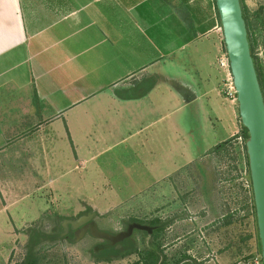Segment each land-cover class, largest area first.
I'll return each mask as SVG.
<instances>
[{
	"label": "crops",
	"instance_id": "crops-1",
	"mask_svg": "<svg viewBox=\"0 0 264 264\" xmlns=\"http://www.w3.org/2000/svg\"><path fill=\"white\" fill-rule=\"evenodd\" d=\"M219 24L215 0H0L1 153L18 149L15 156L28 155L36 170L45 165L41 171L62 179L74 172L67 171L71 159L87 161L97 126L116 132L122 120H146L131 135L147 130L150 163L168 158L171 143L194 169L187 194L196 205L185 225L193 238L185 247L171 234L181 222L163 219L167 226L157 240L165 264L181 257L191 264H238L235 247L250 233L241 178L229 171L227 155L212 162L207 155L241 129L237 104L221 89ZM124 85L135 92L123 93ZM96 107L104 126L93 117ZM78 108L82 117L73 112ZM66 112L72 118L55 123ZM75 128L84 133L77 140ZM6 189L0 178V209L22 206V198L7 202ZM165 192L152 193L153 199ZM168 207L161 203L153 214ZM108 256L97 264H122L123 258Z\"/></svg>",
	"mask_w": 264,
	"mask_h": 264
},
{
	"label": "rangeland",
	"instance_id": "rangeland-1",
	"mask_svg": "<svg viewBox=\"0 0 264 264\" xmlns=\"http://www.w3.org/2000/svg\"><path fill=\"white\" fill-rule=\"evenodd\" d=\"M243 1L249 12L260 10L264 14V0ZM257 51L260 56L264 53V27L259 35ZM130 86L124 85L123 93L135 92ZM73 112L80 113L76 115L78 117L83 115L81 108ZM93 112L95 121L100 122L98 125L104 126V122L100 121L104 117L100 115L99 107ZM71 114L64 113L55 123H63L68 115L72 118ZM146 122L145 120L142 124L127 125L128 122L122 120L121 129L116 132L97 126V131L92 132V136L97 137V144L89 150V154L88 149H85L87 161L80 165L77 160L71 159L73 164L67 171L74 172L62 179L55 177L54 173L45 174L41 171L42 167H47L45 165H39V170H36V165L28 162V155L15 156L18 149H12L9 154L4 155L0 148V178L9 193L7 202L18 203L22 198V206L15 204L10 211L0 209V264H17L23 259L31 232L38 231L43 235L42 243L37 246L40 255L45 257L43 264H97L106 255H118L124 247L130 245V241L136 242L140 247L147 238L145 231L135 229L132 238H125V242L115 245L93 237L88 231L84 235L79 234L78 239L71 226L67 225L66 229L62 224L64 220H78L83 213L93 214L98 228L112 234L126 229L131 217L141 220L150 219L153 215L162 220L171 217L183 225L174 228L171 234L183 239V245H188L193 235L191 228L185 225L194 217L196 203L192 201L193 195L187 193H193L194 180L187 178L188 174L184 173L185 157L180 153V148L171 143L168 158L150 163L147 130H143L137 137L131 135L136 127ZM63 124L60 126L63 127ZM75 129L72 132L77 140L84 133ZM31 134L32 132L28 133ZM60 134L65 135L66 132L61 130ZM66 145L72 154L74 151L70 148L69 140ZM82 149L79 143L80 153ZM204 172H207V167H204ZM164 175H167L165 179H158ZM162 190H166L165 195L153 199L152 193H162ZM161 203L164 206L169 205L168 209L153 214L154 208ZM250 219L249 230L255 235L253 218ZM56 232L62 236L53 237ZM63 236L66 237L62 238ZM251 241L254 246L253 253L260 255L257 238L254 237ZM97 244L105 248L111 247V250L100 249ZM116 255L115 258L122 259ZM137 258V254H130L123 258L122 264L135 263Z\"/></svg>",
	"mask_w": 264,
	"mask_h": 264
},
{
	"label": "water",
	"instance_id": "water-1",
	"mask_svg": "<svg viewBox=\"0 0 264 264\" xmlns=\"http://www.w3.org/2000/svg\"><path fill=\"white\" fill-rule=\"evenodd\" d=\"M215 5L236 90L238 116L241 125L247 130L245 147L260 256L264 264V99L250 51L240 0H215ZM68 224L75 230L76 238L88 231L93 237L106 240L111 245L130 237L135 229L149 234L152 232V226L133 222L122 231L108 233L98 228L91 213L78 220H64L62 225L67 229Z\"/></svg>",
	"mask_w": 264,
	"mask_h": 264
},
{
	"label": "trees",
	"instance_id": "trees-1",
	"mask_svg": "<svg viewBox=\"0 0 264 264\" xmlns=\"http://www.w3.org/2000/svg\"><path fill=\"white\" fill-rule=\"evenodd\" d=\"M240 4L242 8L243 19L246 24L247 37L249 41L252 59L254 62V66L256 69L257 77L260 83V88H261L263 99H264V53L262 56H260L257 51L259 35L261 34L262 28L264 27V14L260 10L252 12V13L249 12L243 0H240ZM239 135H241L244 138L243 145H239L237 143V137ZM246 139H247V130L241 125V129L239 130L238 133H236L232 138L213 147V149L210 150L207 155H208V159L210 162L215 161V160L218 161V159L224 158V156L227 155L229 171L232 170V172H235V176L237 178H243V180L247 182V185L245 184L243 180H241L240 182L241 188L245 193L244 194L245 218L247 217V213H248L250 218L251 217L253 218V222L256 228L255 210H254L251 182H250L249 169H248V159H247L246 147H245ZM206 162L207 161L204 160L201 162V164H205ZM183 170L185 174H188L187 178H189L190 176L191 177L193 176V171H194L193 165L186 164L183 166ZM247 194L249 195V197ZM247 198H249V206L247 204ZM86 212H89V211H86ZM84 214L85 213H83L82 215ZM133 222H137L140 224H146V225L154 227V231L151 234L144 232L146 236H150V241L148 242L144 241L142 246L140 247L136 242L130 241V245L124 247L117 256L121 258H125L126 256L130 254H137L138 258L135 261V263H132V264H165V259L163 255H161V252H160L161 251L160 248L162 244L160 240L159 241L157 240V238L163 234V231L165 227L167 226V224H165L160 217H152L150 219H145V220L131 217L129 218L126 224V227L129 223H133ZM250 222H251V219H250ZM134 234L135 233L133 231L130 237L132 238ZM42 236H43L42 233L38 231L30 233V237L27 241L26 255L17 264H43V259L45 257L43 255H40V251H39L40 249L39 247H37L40 243H42ZM52 236L58 238L62 235L59 232H56ZM65 237L66 236H63L62 238H65ZM254 237H256L258 240V244H259L258 251L260 253V243H259V239L257 236V228H256L255 235L252 232L245 235V238H244L245 243L243 242L244 245L241 244L243 240L241 237L240 245H237L235 247V254L239 256V259H243L245 261L252 259V256L255 253H253L252 245L250 244L248 245V241H250ZM184 246L187 247V244ZM105 249L106 251H109L111 250V247L105 248ZM244 253H247V254L244 255ZM115 255L116 254H110V256H108V259H111V257ZM172 264H191V262L181 257L180 259H176Z\"/></svg>",
	"mask_w": 264,
	"mask_h": 264
},
{
	"label": "built area",
	"instance_id": "built-area-1",
	"mask_svg": "<svg viewBox=\"0 0 264 264\" xmlns=\"http://www.w3.org/2000/svg\"><path fill=\"white\" fill-rule=\"evenodd\" d=\"M217 30L221 35V39L223 40L221 24L217 26ZM218 65L224 71V77L221 83L222 92L228 99H230L231 101L237 104L236 90L233 84V78L230 71L229 61L225 51L220 55L218 59ZM237 143L239 145H243L244 138L241 135L237 137ZM238 264H262L261 256L254 254L252 256L251 261L241 260L240 262H238Z\"/></svg>",
	"mask_w": 264,
	"mask_h": 264
},
{
	"label": "flooded vegetation",
	"instance_id": "flooded-vegetation-1",
	"mask_svg": "<svg viewBox=\"0 0 264 264\" xmlns=\"http://www.w3.org/2000/svg\"><path fill=\"white\" fill-rule=\"evenodd\" d=\"M69 225V224H68ZM69 227H70V225H69ZM74 232H75V230H74Z\"/></svg>",
	"mask_w": 264,
	"mask_h": 264
}]
</instances>
